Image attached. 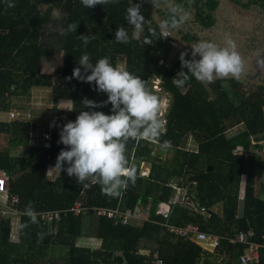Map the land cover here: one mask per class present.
<instances>
[{
  "label": "trees",
  "instance_id": "16d2710c",
  "mask_svg": "<svg viewBox=\"0 0 264 264\" xmlns=\"http://www.w3.org/2000/svg\"><path fill=\"white\" fill-rule=\"evenodd\" d=\"M165 1L117 0L88 9L81 0H0V111L20 108L17 102L37 87L48 88L56 100H70L72 109L54 110L50 127L45 128L50 132L48 141L30 136L38 127L33 129L26 121H0V135L6 140L0 145V169L8 175L10 192L18 197L16 208L22 212L16 237L10 234L12 218L0 220V264H153L154 253H159L163 264H205L200 262L204 243L189 241L168 227L187 222L197 223L207 233L227 236L233 233L226 222L236 219L238 229L252 230V241L263 242L264 151L259 141L264 139V86L237 79H216L205 86L190 78L185 91L177 88L173 76L188 71L181 68L179 57L186 52L185 58L191 59V46L179 45L152 18V7ZM220 1L174 0L157 14L183 39H204L198 31L215 25ZM231 1L264 16V0ZM9 3L15 7H8ZM136 3L141 5L145 19L143 31L133 38V27L124 16ZM57 11L65 16L58 30L46 26ZM173 20L179 22V28L172 27ZM71 25H78L76 31L69 30ZM120 26L128 32V43L115 40V30ZM50 29L57 30L58 35L43 39L41 32ZM81 35L95 38L85 46ZM145 38L152 43H144ZM56 47L63 50L62 63L44 71L42 58L52 56ZM85 53L93 64L104 57L114 67L123 64V70L143 79L155 96L157 92L149 84L159 78L173 97L164 116L165 127L157 138L160 146L168 142L174 148L171 164L152 157L154 141L130 139L125 156L128 167L135 171V182L129 181L115 197L103 195L99 184H79L66 171L52 179L47 176L48 166L66 147L58 143L64 124L75 121L80 111L111 114L110 103L96 108L83 104L85 98L97 105L107 100V94L97 91L94 82L69 79L74 68L81 67L83 72L78 61ZM239 124L237 131L234 127ZM189 138L196 147H185ZM238 144L244 145L245 152L234 151ZM12 145L26 146V155L12 154ZM142 162L150 165L147 174H143ZM178 176L182 178L180 186L190 184L189 202L183 194L174 199L177 187L171 182ZM78 185L83 187L75 188ZM76 201L119 211L148 208L149 219L142 224H121L85 209L78 214L67 211L48 225L40 216L39 212L46 210L70 209ZM162 202L170 205L168 216L158 212ZM218 204L222 205L221 212L214 210ZM29 206L38 223H32L25 214ZM201 207L206 212H201ZM88 238L97 239L99 246L78 243ZM244 248L245 244H232L223 238L217 251L236 261ZM256 264H264V255Z\"/></svg>",
  "mask_w": 264,
  "mask_h": 264
},
{
  "label": "clouds",
  "instance_id": "9594fccd",
  "mask_svg": "<svg viewBox=\"0 0 264 264\" xmlns=\"http://www.w3.org/2000/svg\"><path fill=\"white\" fill-rule=\"evenodd\" d=\"M81 2L89 9L117 0ZM7 6L15 7L12 3ZM140 9L141 5L136 3L127 9L124 16L133 27V38H138L143 31L145 17ZM77 26L71 25L69 30L76 31ZM172 27L179 28V22L173 20ZM152 35H155L154 31ZM94 38L95 35L80 36L85 46ZM115 40L117 43L129 42L128 32L124 26L115 30ZM144 43L151 44L152 41L145 38ZM186 55V52H181L179 59L181 68H187L188 71L181 70L172 79L173 84L182 92L186 90L185 85L190 78H195L207 86L216 79L237 76L242 71L241 57L231 37L226 38L224 47L199 40L191 45L192 58L186 59ZM78 64L82 66L83 72L81 67H76L69 79L76 78L89 84L94 82L97 91L107 94V100L101 105L87 98L83 100V104L96 108L110 103L111 114L102 111H80L75 121L64 124L58 143L66 147L59 152L55 165L48 170L47 176L53 170L59 174L66 171L67 175L74 176L79 184H84L85 181L99 184L103 195L115 197L120 194L121 188L126 187L129 181L134 183L136 178L135 171L128 167L125 156L127 141L130 139L154 141L161 135L163 121L160 118L158 98L146 88L143 79L127 70L114 67L107 57L100 58L93 64L89 55L85 53L80 57ZM163 146L167 147L168 142ZM167 209L170 210V207ZM164 212L166 211H160L163 215ZM25 214L32 223H38L37 214L31 206L26 208ZM38 236L42 239V234Z\"/></svg>",
  "mask_w": 264,
  "mask_h": 264
},
{
  "label": "rangeland",
  "instance_id": "374dc122",
  "mask_svg": "<svg viewBox=\"0 0 264 264\" xmlns=\"http://www.w3.org/2000/svg\"><path fill=\"white\" fill-rule=\"evenodd\" d=\"M220 3L221 5L226 6L225 0H221ZM226 10H228L227 7L222 10L219 9V15L218 18L216 17L215 25L209 29L204 28L198 31V36L203 37L205 39L207 38L209 41L217 44L220 47H224L226 38L231 37L236 43V50L239 53L242 61V71L239 74H244L247 76L249 75L264 80V16L257 14L249 15L241 9H239L236 13H233L232 16H230L225 14ZM64 18L65 16L61 15L60 12L57 11L53 16V20L46 23V26L50 28L55 27L58 30V26ZM232 21L236 22V24L230 25ZM238 23L245 24L242 26L243 28L237 26L236 29V25ZM57 30L54 31L53 29H50L41 32L42 38L47 39L56 37L58 35L56 32ZM211 36H220V45L216 41V39ZM62 60L63 50L56 47L55 52L52 56H44L42 58V66L44 71H51L53 66L61 64ZM117 68L123 69V64H118ZM176 75H174L173 78H175ZM149 88L157 92L156 97L158 98L160 106V118L163 121V126L161 129H164V116L172 103L173 97L171 94L164 90L161 85V80L159 78L151 79ZM17 103L20 104V108H11L8 111H0V121L21 120L28 122L30 125H32V128L34 126H37L38 128L35 130V132L30 133V136H35L39 139H43V135L41 133L46 130L45 128H47V126L50 127L51 119L54 118V110L57 108H60L62 110L63 108H69L71 106L70 100H56L51 96L50 90L48 88L42 87L30 89L28 94L26 96H23V98L20 99V101H18ZM241 125L242 124H239L238 126L234 127V129L238 131L239 129H241ZM5 142V135L1 134L0 145L3 146ZM159 147V141L157 139L154 140L152 157H155L157 161H164L167 164H171L173 160L174 148L172 146H162L164 147V149L160 152ZM185 147L194 148L196 147V142H194L192 138H189ZM10 150L12 154L17 153L20 155H26L27 153L26 146L22 145H12L10 147ZM54 165L55 163H51L48 166V170ZM149 167L150 165L148 162H142L143 174L148 173ZM57 175H59V173L53 170V172H51L48 177L52 179L55 178ZM180 180H182V178L178 176L171 182V186L173 188L177 187L175 189L176 191L174 199L175 201H177V199L180 198L181 194H183L184 198L187 199V201L189 202L192 194L188 193L187 189L190 187V184L185 183L184 185L180 186L178 184ZM77 187L82 188L83 186H75V188ZM262 192L264 193V190ZM181 200L182 198L180 199V201ZM221 209V204H218L214 208V210L218 212H221ZM199 210H201V212H206V210L202 211L201 208H199ZM137 214L139 217L137 216L133 218L132 222L136 224H142V222L148 217V208L141 209L137 212ZM239 215L240 214L238 213L236 217H239ZM8 216L14 215L9 214ZM238 225L239 224L236 222V230H238L239 228ZM78 243H83L91 248H96L100 244L97 239L91 238L80 239ZM201 262H207L208 264H232L234 261L230 258V255L227 253H221L220 251H216V249H209V251H205V254L201 256Z\"/></svg>",
  "mask_w": 264,
  "mask_h": 264
},
{
  "label": "built area",
  "instance_id": "2783aa9c",
  "mask_svg": "<svg viewBox=\"0 0 264 264\" xmlns=\"http://www.w3.org/2000/svg\"><path fill=\"white\" fill-rule=\"evenodd\" d=\"M162 32L167 34V32ZM41 134L43 135V140L48 141L50 138V132L44 130V132ZM252 142L254 141L251 140V143ZM259 143L262 144L260 149L264 151V139H261ZM245 149L246 148L243 144H238L234 148V151L243 153L245 152ZM241 199L243 200L244 198L241 197ZM17 203V195L12 194L9 189L8 175L2 169H0V220H2L4 217H9V214L14 215L10 216L12 218L10 229V234L12 237H16L18 234L19 216L22 214V212L16 208ZM85 209L95 210L97 215H106L108 217H112L115 219V221H120L121 224L131 223L133 218L138 216L137 212H133L129 209L125 211H119L116 208L110 209L106 207H89L83 205L81 201H76L70 209L46 210L39 213L44 223L51 225L55 221L60 220L61 214L66 213L67 211H73L75 214H78L81 210ZM201 209L202 211L205 210L204 207H201ZM168 211L169 210L164 212V215H168ZM158 212H160V210ZM168 227L172 232L185 237L189 241L195 242L197 244L204 243L202 246L203 249L207 247L210 249L219 248L222 244L223 238H226L232 244H245L244 251L239 255V259L232 264H256L264 255V241L262 243L252 241V230L246 231L243 229H238L231 235L222 236L219 234H210L201 230L199 225L195 222H187L182 226L169 225ZM148 255L151 256L150 253H148ZM152 256L154 257V260L152 261L153 264H163V261L159 258V253H154Z\"/></svg>",
  "mask_w": 264,
  "mask_h": 264
},
{
  "label": "water",
  "instance_id": "95a60500",
  "mask_svg": "<svg viewBox=\"0 0 264 264\" xmlns=\"http://www.w3.org/2000/svg\"><path fill=\"white\" fill-rule=\"evenodd\" d=\"M173 0H167L165 2H159L156 3L152 9H151V14H152V18L154 19L155 23L160 27V29L164 32H167V34L169 36H171L179 45H183V46H191L192 43L194 42H198L200 41H207L210 42L206 39H201V38H192L191 40H185L183 39L179 34L175 33L174 31H172L171 29H169L159 18L157 12L159 9H165L167 7H169L172 4ZM191 10L193 12H195L194 8H191ZM221 79H237V80H241L244 81L248 84L251 85H255V86H264V81L257 79V78H253V77H249L247 75L244 74H239L237 76H230L227 78H221ZM164 149V147L160 146L159 147V151L161 152Z\"/></svg>",
  "mask_w": 264,
  "mask_h": 264
},
{
  "label": "crops",
  "instance_id": "0c3cea01",
  "mask_svg": "<svg viewBox=\"0 0 264 264\" xmlns=\"http://www.w3.org/2000/svg\"><path fill=\"white\" fill-rule=\"evenodd\" d=\"M225 2H226V6L225 5H221V3H220V5H219V7H218V9H217V12H216V17L218 18V15H219V9L220 10H222V9H224L225 7H227L228 8V10H226V12H225V14L226 15H230V16H232V14L233 13H236L239 9H241V10H243L245 13H247V14H249V15H251V14H253V13H251V12H249V11H247L246 9H244V8H242V7H240L239 5H237V4H235L234 2H232V1H230V0H225ZM221 6V7H220ZM232 24H236V22H231L230 23V25H232ZM245 23H238L237 25H236V29H237V26H239L240 28H243L242 26L244 25ZM232 34H234V33H232ZM211 37H214L215 39H216V41L219 43V45H220V40H221V37L220 36H211ZM205 39V38H204ZM206 40H208L207 38H206ZM209 41V40H208ZM211 42V41H210ZM241 196V195H240ZM243 197V196H242ZM240 198V200H242L241 199V197H239ZM168 206L170 207V205L168 204V203H166V202H162V203H160L159 204V206H158V208L160 209V211L162 212V211H165V210H167V208H168ZM161 207V208H160ZM149 219V211H148V217L145 219V220H148ZM234 222H235V224H234ZM236 220L235 219H232V220H228L227 222H226V224H227V226H228V228H229V230H230V232L231 233H233V232H235V231H237L236 229V227L237 226H235L236 225ZM209 247H207V248H205V249H203L202 248V252H201V256L203 255V254H205V251H209ZM220 254V253H219ZM200 262H201V259H200ZM205 264H208L207 262H204Z\"/></svg>",
  "mask_w": 264,
  "mask_h": 264
},
{
  "label": "flooded vegetation",
  "instance_id": "af4514ba",
  "mask_svg": "<svg viewBox=\"0 0 264 264\" xmlns=\"http://www.w3.org/2000/svg\"><path fill=\"white\" fill-rule=\"evenodd\" d=\"M174 1V0H173ZM231 1V0H230ZM191 8H193V7H191ZM217 12V11H216Z\"/></svg>",
  "mask_w": 264,
  "mask_h": 264
}]
</instances>
